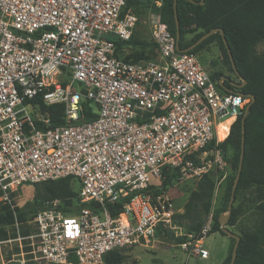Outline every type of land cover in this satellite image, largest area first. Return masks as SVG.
I'll return each instance as SVG.
<instances>
[{
    "label": "built area",
    "instance_id": "1",
    "mask_svg": "<svg viewBox=\"0 0 264 264\" xmlns=\"http://www.w3.org/2000/svg\"><path fill=\"white\" fill-rule=\"evenodd\" d=\"M127 2L0 0V200L23 184L71 177L81 202L93 203L68 214L51 200L38 211L32 261L106 264L110 251L149 241L158 226L177 230L174 203L151 195L163 167L179 168L182 180L224 169L221 149L211 158L208 147L251 101L241 87L225 91L197 53L177 50L163 0L149 3L158 58L124 60L116 41L129 42L140 18L123 13ZM83 99L97 116L79 123ZM56 104L67 123L52 127ZM211 226L212 215L197 234L181 233V245L207 256ZM2 243L0 264H10Z\"/></svg>",
    "mask_w": 264,
    "mask_h": 264
},
{
    "label": "trees",
    "instance_id": "2",
    "mask_svg": "<svg viewBox=\"0 0 264 264\" xmlns=\"http://www.w3.org/2000/svg\"><path fill=\"white\" fill-rule=\"evenodd\" d=\"M149 3L150 0H146V2L143 0H128L123 13L129 9L139 12V6L142 4L149 5ZM177 9L180 23V47L187 48L205 32L220 28L223 31V35L220 32L214 33L190 52L197 53L208 43L218 40L222 53L230 64L231 71L235 74L223 40V37H225L233 54L237 70L246 80L241 90L246 94L255 96V101L252 103L245 120V155L236 189L235 202L239 199L241 192L254 188L256 195L255 211L258 222L253 229H240L241 239L234 264H264V52H258L257 50V45L264 41V0H194L193 2L190 0H177ZM161 14L163 21L176 37L177 25L174 0H163ZM189 34L193 35L188 38ZM134 42L133 37L129 42L116 41L119 55L128 61L149 59L150 57L147 53L140 49L123 55L124 46ZM144 45H148V43H144ZM152 45L156 48L154 42H152ZM223 76L221 72L211 73L213 79H220ZM228 80L230 81V78ZM225 84L229 85V82L225 81ZM81 108V120L79 123L92 121L97 116L96 107L90 100L83 99ZM48 111L52 127L67 123L63 104L49 106ZM242 116L233 121L230 131L228 129V131H220L222 133L219 138L223 139L222 141L217 144L216 139H214L208 147V149L212 148L216 144V147L220 148L225 156L229 150L232 151L229 161L233 169V176L230 179H226L220 206L213 209L216 179L210 173H207L200 179L198 187L191 192L184 211L175 214L173 217V225L177 229H183L186 234H197L210 215H212V226L208 235L214 232L226 235L221 231L219 217L223 213L228 212L232 185L240 161L243 135ZM229 122L230 120H228ZM187 157L195 158L194 154H188ZM162 175L164 186H168L169 183L178 180L180 171L179 168L166 165L163 167ZM72 183L77 182L71 177L41 182L43 187L37 189V204L31 209L40 211L47 207L46 202L60 200V208L63 211L68 214H75L82 207L93 205V203L81 202L79 185L78 190H74L71 187ZM35 185H39V183ZM153 193L155 199V195L159 193ZM13 195L14 193L12 192L10 197L13 198ZM123 203L124 200L122 199L112 207L113 214L121 211ZM243 207V202L234 203L228 222L229 226L237 225ZM26 214L27 212L23 208L16 206L12 200L11 202L0 201V239L16 237V234L9 233L6 227L15 223L23 224L27 220ZM162 227L158 226L159 231L165 238H174L173 231L176 229ZM23 235H28V231H24ZM186 239V235H182L181 238H176V241L183 243ZM232 249L233 246L223 264L230 263ZM30 250L27 249V251ZM123 250L110 251L105 258L106 264H122L126 259L125 254L122 252Z\"/></svg>",
    "mask_w": 264,
    "mask_h": 264
},
{
    "label": "rangeland",
    "instance_id": "3",
    "mask_svg": "<svg viewBox=\"0 0 264 264\" xmlns=\"http://www.w3.org/2000/svg\"><path fill=\"white\" fill-rule=\"evenodd\" d=\"M146 2V0H143ZM139 21L137 23L135 33L138 38L135 39L134 45H137L140 50H143L150 57L149 59L158 58V53L154 45H152L151 27H150V8L149 5L142 4L139 6ZM193 34H189L190 38ZM148 43V45H144ZM151 43V44H150ZM258 52H264V41L257 45ZM198 57L202 64L207 68L209 72L216 73L221 72L224 76H230L232 79L241 81V79L234 74L230 69V64L225 59L220 43L218 40H214L205 45L198 52ZM229 130V129H228ZM227 130V131H228ZM225 131V130H223ZM222 132L219 133L218 138ZM218 142L223 139H217ZM216 144L212 148L208 149L209 157H214L216 152ZM223 154V153H222ZM232 151L229 150L227 155H223L226 166L224 169L218 167L209 171L210 175L214 176L218 181L221 177L226 176V179H230L233 176V169L229 158ZM207 174V173H206ZM180 176V175H179ZM202 178V177H201ZM189 178L182 180L178 178L175 182L169 183L168 186H164L163 178L159 181V185L156 186V191L159 194H165L175 205L176 214L182 213L184 207L191 192L198 187L200 179ZM43 187L41 183L35 184H23L13 191L14 195L11 198L12 202L23 208L27 214V220L23 224L15 223L12 226L6 227L11 234H16V237H9L8 239H0L3 241L1 244V253L5 261L11 260L10 264H44L41 261H32L31 256L27 249H31L30 243L34 240L32 235L36 232V225L34 222V216L36 211L31 208L36 206V194L37 189ZM72 189L78 190V183L71 184ZM151 193L152 198L154 193ZM156 196V195H155ZM254 188L241 192L239 199L235 202L244 203L242 214L239 222L236 226H230L235 232L239 233L240 229H253L258 222L256 215V197ZM1 201V200H0ZM48 205V202H46ZM32 210V211H31ZM163 228V227H162ZM161 228V229H162ZM157 228L154 235L149 238V241L143 242V244H136L129 248L124 249L122 252L125 254L126 259L122 264H207L208 260H204L200 257L188 258V253L192 250L191 245L189 249L184 248L181 243L176 241V238H181V233H184L183 229L174 230V238H165L163 234ZM24 231H28V235H23ZM213 238V237H212ZM187 240V239H186ZM212 240V239H209ZM234 244L232 239L231 247ZM223 252L220 246L216 248V255L219 256Z\"/></svg>",
    "mask_w": 264,
    "mask_h": 264
},
{
    "label": "water",
    "instance_id": "4",
    "mask_svg": "<svg viewBox=\"0 0 264 264\" xmlns=\"http://www.w3.org/2000/svg\"><path fill=\"white\" fill-rule=\"evenodd\" d=\"M190 1L193 2L194 0H190ZM174 9H175L176 25H177L176 47H177V50L178 51H180V52H188V51H191L195 47H197L199 44H201L204 40H206L208 37H210L211 35H213L216 32H220L223 35V31L220 28H214V29H212V30H210L208 32H205L191 46H189L187 48H181L180 45H179V40H180V23H179V17H178L177 0H174ZM223 40H224V43H225V45L227 47V51H228V54L230 56V60H231L232 66L234 68L235 75L238 76L242 80V83H238V82H236L234 80H230V85L233 86V87H241L242 88L245 85L246 80L240 75L239 71L237 70V67L235 65V60H234L233 54L231 52V49L229 48V45L227 43L226 38L223 37ZM225 79L228 80V77H221L219 79L220 86L225 91H227V92H234L235 91L234 88H231V87L227 86L223 82V80H225ZM240 93H242L244 95L246 94L243 91H241ZM247 95L251 98V101L247 104L246 109H245V112H244V114L242 116V133H243V135H242V145H241L240 161H239L237 173H236V176H235L233 185H232L231 196H230V200H229V203H228V212L223 213L219 217L221 231L224 232L227 236H229V237H231V238H233L235 240L234 241V244H233V249H232L231 261H230L229 264H234L235 263V260H236V257H237L238 246H239L240 239H241L240 234L237 233V232H235L228 225V222H229V219H230V216H231V213H232V209H233V206H234V203H235L236 189H237V186H238V183H239V179H240V175H241V171H242V168H243L244 155H245V120H246V117H247V115L249 113V110H250V107H251L252 103L255 101V96L254 95H252V94H247Z\"/></svg>",
    "mask_w": 264,
    "mask_h": 264
},
{
    "label": "crops",
    "instance_id": "5",
    "mask_svg": "<svg viewBox=\"0 0 264 264\" xmlns=\"http://www.w3.org/2000/svg\"><path fill=\"white\" fill-rule=\"evenodd\" d=\"M134 37L138 38L136 34H134ZM124 47L125 48H124L123 55H126L127 53L131 51H136L139 49L137 45H134L132 43ZM230 80H234V79L231 78ZM229 84H230V81H229ZM230 124L231 123H229L228 125L231 126ZM229 131H230V127H229ZM225 182H226V176L221 177L220 180L218 181L216 180V188H215L214 199H213V209L216 207H219L222 202V198H223L224 190H225ZM209 239H212V240H209ZM231 243H232L231 237L227 235H223L220 232H214L203 239L202 247L205 250H207L208 252L207 256L203 257L199 253L189 252L187 257L188 258L200 257L204 260L209 259V263L207 264H223L225 259L229 255ZM218 246H220V249L222 248L223 250V252L219 256H217L215 253L216 248Z\"/></svg>",
    "mask_w": 264,
    "mask_h": 264
},
{
    "label": "bare ground",
    "instance_id": "6",
    "mask_svg": "<svg viewBox=\"0 0 264 264\" xmlns=\"http://www.w3.org/2000/svg\"><path fill=\"white\" fill-rule=\"evenodd\" d=\"M228 124H229L228 121H226V122L221 123V124L218 125V128H217L218 129V135H219L221 130L227 131V129H229V125Z\"/></svg>",
    "mask_w": 264,
    "mask_h": 264
},
{
    "label": "flooded vegetation",
    "instance_id": "7",
    "mask_svg": "<svg viewBox=\"0 0 264 264\" xmlns=\"http://www.w3.org/2000/svg\"><path fill=\"white\" fill-rule=\"evenodd\" d=\"M223 77H229L230 79L232 78V77H230V76H223ZM229 82V81H228ZM227 86H229V87H231V88H234L233 86H231L230 84L229 85H227Z\"/></svg>",
    "mask_w": 264,
    "mask_h": 264
}]
</instances>
